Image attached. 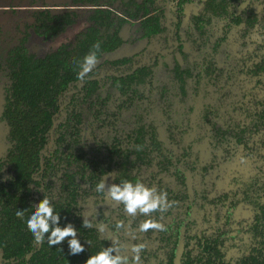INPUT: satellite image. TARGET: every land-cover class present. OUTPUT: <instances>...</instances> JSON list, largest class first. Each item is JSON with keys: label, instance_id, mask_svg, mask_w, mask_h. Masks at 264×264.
<instances>
[{"label": "trees", "instance_id": "obj_1", "mask_svg": "<svg viewBox=\"0 0 264 264\" xmlns=\"http://www.w3.org/2000/svg\"><path fill=\"white\" fill-rule=\"evenodd\" d=\"M170 1L179 7L173 30L165 0H69L64 8L47 0L3 1L0 42L21 7L32 8L0 68V122L7 128L0 156L3 264H85L116 245L120 228L101 206L112 176L111 185L140 180L179 201L152 214L166 232H141L149 217L137 213L131 226L137 236L123 240L130 258L132 245H147L140 264H264V0H204L186 22L188 0ZM81 6L86 11L75 8ZM81 20L84 30L73 42L43 57L30 52L32 34L58 39ZM98 40L99 62L80 81L79 64ZM233 103L242 108L238 119L231 117ZM207 141L238 160L228 192L195 186L216 162L204 160ZM45 195L60 226L78 229L84 252L70 254L71 237L50 247L46 235L36 244L26 219ZM86 198L98 203L90 229L82 227ZM205 206L212 218L200 223L197 211ZM20 209H27L24 220L15 215ZM99 223L114 234L106 237Z\"/></svg>", "mask_w": 264, "mask_h": 264}, {"label": "clouds", "instance_id": "obj_2", "mask_svg": "<svg viewBox=\"0 0 264 264\" xmlns=\"http://www.w3.org/2000/svg\"><path fill=\"white\" fill-rule=\"evenodd\" d=\"M101 47V41H96L90 51L84 56L82 63L79 64L78 79L80 81H84L96 68L99 57L102 55ZM241 160L245 162L243 158ZM104 187L105 180L101 179L96 185L97 192L102 193ZM108 195L112 200L122 202L124 211L130 216L135 217L139 212L142 216L149 217V219L139 225L141 232L150 230L166 232L168 229L165 225L153 217L152 214H163L179 204V201L175 199L169 201L167 191H161L155 186H147L140 180L122 179L119 184L113 183L108 189ZM51 201L52 197L45 195L38 206L32 207L34 211L26 219L27 229L33 234L36 244L43 243L46 235L50 247L60 245L66 238L71 237L68 241L70 254L76 255L84 252L85 245L77 238L78 229L72 223H68L65 227L60 226V213L55 210V205ZM26 211L27 209H20L16 211L15 215L19 219L24 220ZM82 227L90 229L93 227V222L89 219H84ZM117 227L122 228L124 224L118 222ZM99 230L104 231L105 226L101 224ZM86 242L91 245V241ZM146 247L145 243L132 245L134 255L130 258L122 255H113L117 251V246L113 243L98 253L91 255L85 264H122V262L123 264H140L141 252Z\"/></svg>", "mask_w": 264, "mask_h": 264}, {"label": "rangeland", "instance_id": "obj_3", "mask_svg": "<svg viewBox=\"0 0 264 264\" xmlns=\"http://www.w3.org/2000/svg\"><path fill=\"white\" fill-rule=\"evenodd\" d=\"M3 1L4 0H0V6L4 4ZM7 1L9 0H5V3ZM203 1L204 0H188L184 4L183 10L181 11V13H183L184 16H186L184 20L185 22H186V19L191 14L198 11L202 7ZM66 3H67V0H56L53 2L52 5L54 8L55 7L64 8ZM30 9L32 10V8ZM30 9H28L26 5L21 7L17 16L13 18L12 20H10L8 22V25H6L4 29L5 31L2 37L3 38L2 42H0V68H2L1 65L4 64V58H5V54L7 53V50L10 47H12L16 42L17 32L19 28L20 27L25 28L24 23L27 22L28 20V12ZM178 9L179 7H175L174 10H178ZM82 11H86V9L83 8ZM82 30H84V20H81L77 26L75 25L71 27L69 30H67L66 33L62 34L58 39L45 40L42 37H38L32 34L31 36H29V41L27 43V46L32 54H35L39 57H43L46 54L52 51H55L60 45L64 43H69L71 40H74V37L78 33L82 32ZM167 60L170 61L169 58ZM223 60L224 59H221L220 62H223ZM2 83H3V73L0 71V113L2 109V103H3L2 88L4 84ZM228 101H229V98H228ZM232 108L233 110L231 113V117H233L234 119H238V117L240 116L239 111H242V108H238L235 105V103H233ZM6 135H7V128L4 124L0 122V156H2V154L5 152L6 147H7ZM218 150L219 148L214 150L210 146L209 141H207L203 146V157H204L205 162H211L212 160H215L216 162L207 172L201 171L199 175H197L195 186L196 188H198L200 192L206 191L207 193H210V194H213V193L222 194L224 192H228L231 189L229 184L227 183H229L230 181V177L232 175L231 173H233V171L237 169L238 160H232V159L228 160L226 158H229V157L225 153H222V152L219 153ZM233 154H236V152H234ZM234 157L235 159L237 158L236 155ZM247 164L248 163L246 162V165ZM256 165L257 164L255 160L251 158L250 166L248 165L247 166L250 168H253ZM208 175L209 177H207ZM112 181H113V176L108 177L107 179V183H109L108 187H110ZM165 181L169 184L171 183L170 178H165ZM108 187L106 188V197L104 198L105 200L101 206L104 207L106 214L108 215L110 214L114 216V219L116 220L117 223L121 222L124 224V227L120 228L118 236L114 235L112 236V238H114V241L116 242V245H117V251H116L117 254L125 256V257H129V247L125 245L123 238L125 239L126 237L131 235V233L136 234L137 236L138 231L136 230L133 231L131 228L133 221H135L137 215L135 217L130 216L128 213L124 211L122 202L112 200L110 196L108 195ZM216 194H213V195H216ZM84 214L87 219L95 218L94 221H96L99 218L98 217V203L96 200L94 201L92 198H86L85 203H84ZM196 217L199 218L200 223L203 221L204 217L211 219L212 218V207L205 206L202 210H198ZM101 224L105 226V230L101 232L105 233L106 237L111 236L109 234H114V232L110 228H108V226L105 225V223H99L98 225L99 229H100ZM198 228H200L199 223H197L195 230ZM139 239H144V236L142 235V237H139Z\"/></svg>", "mask_w": 264, "mask_h": 264}, {"label": "flooded vegetation", "instance_id": "obj_4", "mask_svg": "<svg viewBox=\"0 0 264 264\" xmlns=\"http://www.w3.org/2000/svg\"><path fill=\"white\" fill-rule=\"evenodd\" d=\"M54 1H56V0H47V2L50 4L49 6H51V8H54L53 5H52ZM57 2H59V1H57ZM67 2H69V0H67ZM165 3H166V7L163 9V11H164L166 17L168 18L167 26H169L170 29L173 30L174 27H173L172 24L175 21V17L172 15V12L175 9V7H177L176 5L178 4V2L174 3V2H171L170 0H165ZM75 8L78 9V10H83V8L86 9L85 7H82V6L78 7V8L75 7ZM74 40H75V37H74ZM74 40H71V41L73 42ZM166 52H168V51H165V53ZM2 124H4V123H2ZM0 264H3L2 263V254H1V252H0Z\"/></svg>", "mask_w": 264, "mask_h": 264}]
</instances>
